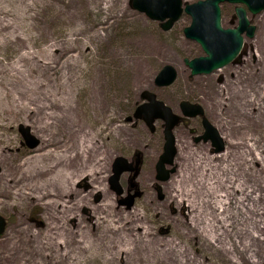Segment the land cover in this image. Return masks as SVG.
I'll use <instances>...</instances> for the list:
<instances>
[{"label":"rangeland","instance_id":"374dc122","mask_svg":"<svg viewBox=\"0 0 264 264\" xmlns=\"http://www.w3.org/2000/svg\"><path fill=\"white\" fill-rule=\"evenodd\" d=\"M232 7L222 4L224 27ZM251 20L257 30L237 62L192 76L185 59L204 52L183 33L186 14L165 31L130 0H0V215L7 222L0 264H264V11ZM166 64L177 79L158 86ZM145 90L180 116L181 102L201 105L225 150L196 143L200 120L185 118L174 131L177 169L158 180L162 121L151 131L134 116ZM20 125L39 139L33 150ZM48 143L57 149L53 159L30 153ZM118 157L139 159L136 175L120 177V194L110 184ZM57 161L55 172L40 174ZM54 181L56 202L32 197L52 191ZM133 183L140 195L128 208L120 200L136 193ZM200 215L218 238L208 237Z\"/></svg>","mask_w":264,"mask_h":264},{"label":"water","instance_id":"95a60500","mask_svg":"<svg viewBox=\"0 0 264 264\" xmlns=\"http://www.w3.org/2000/svg\"><path fill=\"white\" fill-rule=\"evenodd\" d=\"M223 3L236 5L238 25L235 28H225L222 25L221 5ZM130 4L133 9L146 14L150 19L159 21L161 28L165 31L170 30L184 14L190 16L191 23L184 28L183 33L186 38L196 41L204 52L198 57L185 59L192 76L210 74L238 59L245 39L253 38L257 30L256 25L251 24L248 12L257 15L264 11V0H197L191 3H185L183 0H130ZM177 76L176 68L166 64L155 77V84L169 86L175 82ZM142 98L145 102L136 109L135 118L143 119L151 131L155 130L157 119L165 122V142L163 152L156 164V178L160 181H166L175 171V167L168 166L174 164L177 153L173 129L179 123L180 117L153 91H143ZM181 109L184 116H197L204 112L201 105L188 101L181 103ZM203 125L205 132L196 140H210L215 147V152L224 151L226 143L219 130L206 117L203 119ZM19 131L24 139L23 145L25 144L31 149L38 146L40 141L31 134L29 127L20 125ZM134 169L127 159L116 158L113 164V175L110 177L111 187L118 193H122L119 179L125 171ZM139 195L140 192L137 191L120 203L131 208L135 198ZM6 226L5 218L0 215V236L5 232Z\"/></svg>","mask_w":264,"mask_h":264},{"label":"bare ground","instance_id":"6f19581e","mask_svg":"<svg viewBox=\"0 0 264 264\" xmlns=\"http://www.w3.org/2000/svg\"><path fill=\"white\" fill-rule=\"evenodd\" d=\"M252 140L250 139L249 140V142H251ZM249 149H250V151H251V153L253 152V145H249ZM33 150V149H32ZM55 150H57L56 149V146L54 145V143H48V144H46L42 149H40V150H37V151H32V152H30V153H32V154H36L37 155V157H39V158H43V159H48V157L50 156V158H54V153H57V152H55ZM256 150V149H255ZM39 153V154H38ZM71 159V158H70ZM62 164V161L60 162V161H57V163L56 164H53V165H51L50 167H47V168H44L43 170H40V174L42 175V176H46V175H49L50 173H53V172H55V170H53V168L54 169H57L58 167H60V165ZM66 166L67 165H62L61 167L62 168H65L66 169ZM72 168V167H71ZM1 173V172H0ZM83 176V180H84V183H85V189L86 190H89V188H94V186H93V181H91V179H92V175L90 174V173H87V174H84V175H82ZM65 181H66V183H69V181H70V177H69V175H65ZM11 183L13 184L14 182L13 181H11ZM53 185H54V189L52 190V191H50V190H43L42 189V191L39 193V197H37V196H35V195H32V197L33 198H36V199H39V200H41V201H46L45 203L46 204H53L54 202H56V200H57V193H58V189L61 191V188L59 187H57V184L55 183V181H54V183H53ZM69 185H70V183H69ZM83 187V186H82ZM233 187V186H232ZM188 189V192H192L191 190H189V188H187ZM59 191V192H60ZM73 194H74V190L72 189V188H70L69 189V191H65L64 190V199L63 200H65L66 198H68L69 196L70 197H72L73 196ZM253 194V193H252ZM7 195V194H6ZM62 195V196H63ZM102 198H103V196H102V190L101 189H97L96 190V195H95V200L97 201V202H101L102 201ZM216 199H219V197H216ZM184 200V199H183ZM65 203L64 204H60V205H58L59 206V208H62V207H67V205H68V201H64ZM250 205V204H249ZM217 207H218V205H217ZM216 208V207H215ZM254 208L255 207H248V208H246L245 210L243 209V210H240L239 209V211H242V212H245V211H249L250 212V209H252V210H254ZM216 210H218V208H216ZM84 212H86V214H88L87 212V208L86 209H84ZM200 214V213H199ZM223 214L225 215V213H224V210L221 212V215L223 216ZM244 215V214H243ZM231 216V215H230ZM200 219H201V223L205 226V231H206V234L208 235V237H210V238H218V233L215 231V229H213L212 228V226H211V221L209 220V218L208 217H205V216H202V215H200ZM206 219V221L207 222H205V223H203V221ZM89 222H91L92 224H94L95 225V223H96V217H94L93 216V214L91 213V214H89ZM118 221H113L112 222V226H111V230H113V231H116V230H118L119 228H120V226L118 227V226H116L115 224L117 223ZM47 223V222H46ZM226 223V222H225ZM225 223H223L222 225H221V229H223V231H225L226 230V228H227V226L229 225V224H225ZM41 224L42 225H44L45 226V222L42 220L41 221ZM206 227H207V230H206ZM202 229H203V227H201V231H202ZM246 231L248 232V229H246ZM165 253H169V249H166V251H165ZM48 258H52L51 256H48ZM53 259V258H52ZM52 262H57L56 261V258L55 259H53V260H51ZM63 262H65V261H63Z\"/></svg>","mask_w":264,"mask_h":264},{"label":"flooded vegetation","instance_id":"af4514ba","mask_svg":"<svg viewBox=\"0 0 264 264\" xmlns=\"http://www.w3.org/2000/svg\"><path fill=\"white\" fill-rule=\"evenodd\" d=\"M229 5H232L233 7H232V9H233V11L234 12H232V14H233V21H231V26L230 27H225V28H235L237 25H238V17H237V15H236V5L235 4H230V3H228ZM221 9H222V5H221ZM260 14V13H259ZM258 15V14H257ZM251 16H256V15H254V14H252L251 12H248V18H249V20L251 21V24H254L253 23V21L251 20ZM255 25V24H254ZM224 27V26H223ZM257 27V26H256ZM246 40V39H245ZM244 45H245V42H244ZM243 48H244V46H243ZM243 50V49H242ZM238 61V60H237ZM236 61V62H237ZM143 100V103L145 102V100L144 99H142ZM142 103V104H143ZM182 103V102H181ZM181 103H180V109H181ZM203 110H204V108H203ZM174 111V110H173ZM181 112H182V109H181ZM182 114H183V112H182ZM178 115V114H177ZM179 117H180V120H179V123L176 125V127L173 129V133H174V135H175V129L177 128V126L179 125V124H181V123H183L184 122V119L185 118H197V119H199L200 120V123H201V126H202V132L199 134V135H196L195 136V142L196 143H198V142H200V141H203V142H209V143H211V147H212V153H214V154H219V153H217V152H215V147L213 146V144H212V142L210 141V140H208V141H204L203 139L202 140H200V141H197L196 140V138H198V137H200V136H202L203 134H204V132H205V128H204V125H203V119L206 117L205 116V110H204V112H203V114L202 115H197V116H184V114H183V116H180L179 115ZM207 118V117H206ZM143 120V119H142ZM144 121V120H143ZM158 121H162V129H163V138H164V129H165V122L163 121V120H161V119H157L156 121H155V129H156V126H157V122ZM145 122V121H144ZM211 122V121H210ZM146 123V122H145ZM212 123V122H211ZM213 124V123H212ZM214 125V124H213ZM219 130V129H218ZM155 131V130H154ZM220 132V131H219ZM175 139H176V136H175ZM164 142H165V140H164ZM176 148H177V144H176ZM221 153V152H220ZM176 155H177V153H176ZM176 155H175V158H176ZM137 159V161L135 162V163H133V162H129V163H131L132 165H133V167L135 168L134 170H128V171H125V172H131L132 171V173L134 172V174L136 175L137 174V172H138V168H139V159L138 158H136ZM174 161H175V159H174ZM170 167H175V171H176V169H177V166L175 165V164H173L172 166H170ZM175 171L173 172V173H171V175H170V178H171V176L175 173ZM122 176V175H121ZM169 178V179H170ZM168 179V180H169ZM167 181V180H166ZM79 186L80 187H82V184H79ZM132 187H134V190L137 192L138 191V188H137V186H136V184L135 183H133L132 184ZM122 189V188H121ZM120 194V193H119ZM164 197H165V195H162V197H161V200H163L164 199ZM125 198H123L122 200H124ZM122 200H120V201H122ZM120 204H122V203H120Z\"/></svg>","mask_w":264,"mask_h":264}]
</instances>
